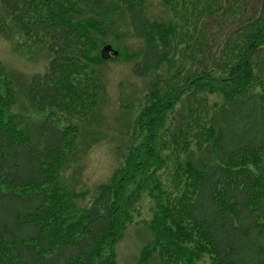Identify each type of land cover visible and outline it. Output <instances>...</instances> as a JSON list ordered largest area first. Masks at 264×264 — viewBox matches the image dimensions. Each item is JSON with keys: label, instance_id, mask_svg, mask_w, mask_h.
<instances>
[{"label": "trees", "instance_id": "1", "mask_svg": "<svg viewBox=\"0 0 264 264\" xmlns=\"http://www.w3.org/2000/svg\"><path fill=\"white\" fill-rule=\"evenodd\" d=\"M118 1L115 9L130 11L133 32L147 42L137 73L154 70L172 53L181 59L179 68L173 66L179 73L171 74L175 84L165 101L145 110L149 121H139L152 138L128 147L123 172L102 190L85 230L60 241V200L38 190L52 184L54 165L72 148L67 132L47 122L34 128V136L19 129L10 115L14 86L0 64V264H112L117 241L112 237L128 210L122 206L124 187L137 182L143 189L152 183L158 203L146 260L156 255L161 264H189L199 251L215 264H264V0H161L174 13L166 23L151 22L141 0H0L17 23L50 44L54 55L49 74L32 89L40 110L60 108L61 92H74L66 84L72 76L85 80L80 96L90 104L87 111L94 109V74L82 72L73 56L95 42L90 39L96 23L89 15L95 9L88 4L114 11ZM194 79L197 90L216 85L223 92L217 127L190 93ZM184 87L190 93L183 103L185 119L193 117L196 106L204 108L205 118L192 129L183 126L182 134L196 135L191 141L176 127L175 146L179 142L181 149L201 153L211 146L216 164L183 166L185 180H178L181 191L174 195L156 183L165 163L152 149L151 128Z\"/></svg>", "mask_w": 264, "mask_h": 264}, {"label": "rangeland", "instance_id": "2", "mask_svg": "<svg viewBox=\"0 0 264 264\" xmlns=\"http://www.w3.org/2000/svg\"><path fill=\"white\" fill-rule=\"evenodd\" d=\"M141 1L140 5L151 22L166 23L174 17V13L161 0ZM89 5L95 9L90 8L89 13L96 23L90 39L95 42L92 46L88 42L87 46L81 47L73 59L82 72L94 74L92 82L98 87V92L94 93L95 107L87 111V105L90 104L85 96H80L85 88V80L72 76L66 84L73 86L74 92L68 95L61 92L60 108L40 110L32 89L50 72L54 59L50 44L38 39L37 35H31V30L17 23L15 14L11 15L0 3V64L14 86L15 104L10 112L13 122L26 135L33 136L37 125L45 122L54 124L67 132V144L72 147L64 150L61 162L54 165L52 184L38 190L51 196L53 194L60 200L57 209L59 222L56 226L60 241L76 232L80 235L85 230L89 212L97 205L102 190L112 186L123 172L128 159V147L140 146L146 143L147 138H152L149 129L140 125L139 121H149V117L143 118L145 110L167 98L169 89L175 84L171 74L175 70L179 73L181 64L179 54L173 56L172 53L159 67L140 75L136 68L142 65L147 42L133 32L130 11L122 7L118 12L115 8L121 5L120 1L113 6L114 11H110V7L96 8L94 3ZM40 37L44 36L40 34ZM107 45L117 50L119 55L104 61L101 51ZM176 64L178 68H173ZM195 81L192 80L190 84V93L194 94L197 101H201L206 113H211V121L217 127L223 92L216 85L208 87L207 92L197 90L193 86ZM199 85L201 87L203 83ZM185 89L187 87L175 94L174 97H178H173L162 111L161 122L156 128H151L155 136L151 143L152 149L158 152L165 163L156 174V183L162 185L165 189L163 192L174 195L181 191L182 185H178L185 180L183 166H191L190 163L195 167L203 163L209 166L216 164L211 146L206 152L202 150L204 153L197 149L195 152L183 150L179 142L175 146L176 127L181 129L180 135H186L191 141L196 135L192 131L182 134L183 126H191L192 129L194 125L202 124L205 118L204 108L196 106L195 113L190 115L193 117L185 119L183 103L190 94ZM252 171L259 173L256 169ZM124 188L126 196L122 206L128 210L127 215L121 218L118 234L112 237L117 239L112 243L115 254L112 264H161L156 255L146 260L144 251L154 240L150 226L158 209L152 194L155 186L151 183L148 189H143L137 182ZM195 255L189 264H215L209 253L198 251ZM108 256L109 248L105 247L103 258L107 259ZM182 264L186 263L183 261Z\"/></svg>", "mask_w": 264, "mask_h": 264}, {"label": "water", "instance_id": "3", "mask_svg": "<svg viewBox=\"0 0 264 264\" xmlns=\"http://www.w3.org/2000/svg\"><path fill=\"white\" fill-rule=\"evenodd\" d=\"M119 52L115 50L111 45L105 46L101 51V57L104 61H108L114 57H117Z\"/></svg>", "mask_w": 264, "mask_h": 264}]
</instances>
